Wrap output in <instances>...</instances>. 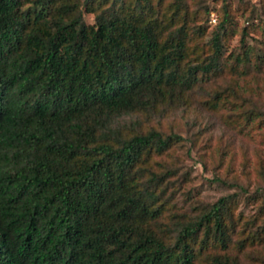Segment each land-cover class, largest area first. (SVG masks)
I'll list each match as a JSON object with an SVG mask.
<instances>
[{"label": "trees", "instance_id": "obj_1", "mask_svg": "<svg viewBox=\"0 0 264 264\" xmlns=\"http://www.w3.org/2000/svg\"><path fill=\"white\" fill-rule=\"evenodd\" d=\"M92 1L0 0V264H195L216 247L212 264H237L233 197L178 216L172 171L142 166L182 138L108 127L215 69L227 9L209 61L181 68L183 27L162 37L139 0Z\"/></svg>", "mask_w": 264, "mask_h": 264}, {"label": "rangeland", "instance_id": "obj_2", "mask_svg": "<svg viewBox=\"0 0 264 264\" xmlns=\"http://www.w3.org/2000/svg\"><path fill=\"white\" fill-rule=\"evenodd\" d=\"M106 1L103 7L112 2ZM135 1L122 0L123 15L135 10ZM139 1L143 8L136 14L154 19L162 37L165 30L184 28L181 68L209 61L225 7L221 55L215 69L197 74L190 90L174 89L154 110L113 117L109 130L122 138L151 130L180 136L142 166L172 171L164 187L178 216L194 218L220 198L233 197L236 228L225 253L237 264H264V0ZM92 2L101 7L102 0ZM84 20L93 24L94 15ZM220 252L206 249L195 264H212L209 256Z\"/></svg>", "mask_w": 264, "mask_h": 264}, {"label": "built area", "instance_id": "obj_3", "mask_svg": "<svg viewBox=\"0 0 264 264\" xmlns=\"http://www.w3.org/2000/svg\"><path fill=\"white\" fill-rule=\"evenodd\" d=\"M214 22V20H212Z\"/></svg>", "mask_w": 264, "mask_h": 264}]
</instances>
